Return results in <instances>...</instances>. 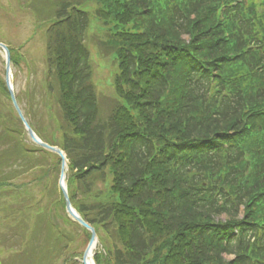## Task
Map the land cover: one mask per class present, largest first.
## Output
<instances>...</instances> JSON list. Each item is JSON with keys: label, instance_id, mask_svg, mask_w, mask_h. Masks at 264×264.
Instances as JSON below:
<instances>
[{"label": "trees", "instance_id": "1", "mask_svg": "<svg viewBox=\"0 0 264 264\" xmlns=\"http://www.w3.org/2000/svg\"><path fill=\"white\" fill-rule=\"evenodd\" d=\"M58 7L46 32L44 81L61 125L46 142L66 155L70 201L102 246L95 263L264 264V0H60ZM89 12L107 33L99 53L116 64L105 118L85 45ZM9 50L17 66L19 50ZM0 95L9 100L2 79ZM32 109H22L24 117L45 141ZM7 115L0 114V136L16 139L17 159L10 173L0 162V190L22 193L26 184L13 180L40 170L33 180L40 193L11 205L12 215L42 217L58 253H72L75 239L86 244L89 235L65 213L60 161L24 146L11 106Z\"/></svg>", "mask_w": 264, "mask_h": 264}, {"label": "rangeland", "instance_id": "2", "mask_svg": "<svg viewBox=\"0 0 264 264\" xmlns=\"http://www.w3.org/2000/svg\"><path fill=\"white\" fill-rule=\"evenodd\" d=\"M58 11V0H0V42L14 51L19 50L21 55L19 64H11L10 67L15 95L22 109L26 110V107L32 106L31 114L36 117L37 128L45 141L58 137V122L61 125L59 111L52 99L49 101L44 81L47 70L45 36L49 24L57 18ZM104 32L106 30L99 25L95 15L91 14L86 43L91 58V76L98 99L99 116L108 115L115 101L110 85L116 72L115 62L110 56L100 54L95 45L99 37H106L107 33ZM1 79H4V55L0 51ZM8 108L9 103L0 95V114L8 116ZM20 136L24 146H34L24 130ZM16 150L15 138L5 140L0 136V162H5L2 166L4 171L15 170V167L10 165L17 159ZM1 173L3 171H0ZM38 176H42L40 170H31L21 178L13 180L14 185L26 184L19 190L22 193L16 194L17 191L11 188L0 190V264H79L76 257H69L77 253L79 258V253L84 250L86 244L82 236L75 239L72 253L53 254V240L48 239L49 232L45 229V223L39 221L37 226H34L33 215H12L11 205L19 202L23 206L29 194L38 196L41 187L35 188L33 181ZM29 184H32V188H29ZM26 228L25 236L21 239ZM70 229L78 232L75 226ZM19 240L22 242L17 249L8 247ZM50 244L52 249L49 251ZM96 249L102 250V246L99 244Z\"/></svg>", "mask_w": 264, "mask_h": 264}, {"label": "water", "instance_id": "3", "mask_svg": "<svg viewBox=\"0 0 264 264\" xmlns=\"http://www.w3.org/2000/svg\"><path fill=\"white\" fill-rule=\"evenodd\" d=\"M0 49L3 51L4 53V59H5V85H6V88L8 90V93L10 95V99H11V102H12V105L17 113V115L19 116L30 140L35 143L36 145L40 146L41 148L47 150V151H50L52 153H55L56 155H58V157L60 158V161H61V167H60V175H59V180H58V186L61 190V193L63 195V198H64V202H65V210H66V213L68 214V216L73 220L75 221L76 223H78L82 228H84L86 231L89 232L90 234V239H89V242L87 244V247L83 253V256H82V260H81V263L82 264H88L87 263V259L89 257V253L90 251L94 248L95 244L97 243V238H96V232L95 230L90 227L87 223H85L82 218L76 213V211L72 208L71 204H70V201H69V197H68V194H67V191H66V185H65V182H64V179H65V167H66V164H65V157H64V154L62 153V151L56 147H50L48 146L47 144L41 142L37 137L36 135L34 134V132L31 130V128L29 127V125L27 124V122L25 121L17 103H16V100H15V96H14V91H13V88H12V84H11V81H10V55H9V51L7 49V47L3 44L0 43ZM92 262L94 264V261L92 259Z\"/></svg>", "mask_w": 264, "mask_h": 264}, {"label": "bare ground", "instance_id": "4", "mask_svg": "<svg viewBox=\"0 0 264 264\" xmlns=\"http://www.w3.org/2000/svg\"><path fill=\"white\" fill-rule=\"evenodd\" d=\"M88 264H92V262L91 261H88Z\"/></svg>", "mask_w": 264, "mask_h": 264}]
</instances>
